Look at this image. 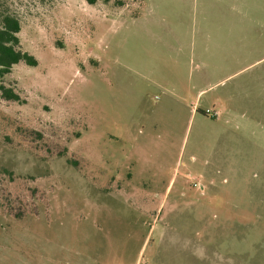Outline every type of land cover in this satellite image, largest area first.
Instances as JSON below:
<instances>
[{
	"label": "rangeland",
	"instance_id": "rangeland-1",
	"mask_svg": "<svg viewBox=\"0 0 264 264\" xmlns=\"http://www.w3.org/2000/svg\"><path fill=\"white\" fill-rule=\"evenodd\" d=\"M239 1L0 0L38 60L0 79V264H264V24Z\"/></svg>",
	"mask_w": 264,
	"mask_h": 264
},
{
	"label": "trees",
	"instance_id": "trees-1",
	"mask_svg": "<svg viewBox=\"0 0 264 264\" xmlns=\"http://www.w3.org/2000/svg\"><path fill=\"white\" fill-rule=\"evenodd\" d=\"M95 3L96 0H88ZM109 1V0H104ZM21 31V23L18 18L12 15H4L3 25L0 27V79L9 73L14 64L25 61L30 65H36L38 60L27 51L17 48L20 40L18 33ZM0 94L6 99L21 100L18 93L12 87L0 84Z\"/></svg>",
	"mask_w": 264,
	"mask_h": 264
},
{
	"label": "crops",
	"instance_id": "crops-1",
	"mask_svg": "<svg viewBox=\"0 0 264 264\" xmlns=\"http://www.w3.org/2000/svg\"><path fill=\"white\" fill-rule=\"evenodd\" d=\"M229 1H231V3L234 2V0H229ZM245 1H246V7H248V1H250V0L239 1L238 6H239V4L242 3V2L245 3ZM259 1H260V2H259ZM233 4H234V3H233ZM252 4H253L252 7L258 9V14L255 15V17H256V21H257L258 23L264 24V13H261V12H260V10L264 12V0H252ZM249 9H250V8H249ZM259 12H260V13H259ZM229 29L234 31V26L231 25V28L229 27ZM171 33H172V35H173L175 41H180V42L182 41V36L179 34V31H178L176 28L172 27V29H171ZM170 186H171V182L169 183L168 189H169Z\"/></svg>",
	"mask_w": 264,
	"mask_h": 264
},
{
	"label": "built area",
	"instance_id": "built-area-1",
	"mask_svg": "<svg viewBox=\"0 0 264 264\" xmlns=\"http://www.w3.org/2000/svg\"><path fill=\"white\" fill-rule=\"evenodd\" d=\"M209 111V110H208Z\"/></svg>",
	"mask_w": 264,
	"mask_h": 264
}]
</instances>
